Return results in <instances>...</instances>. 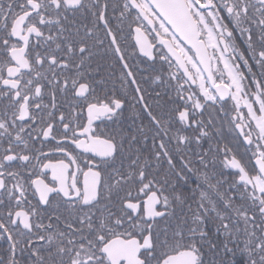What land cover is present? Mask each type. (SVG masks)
Segmentation results:
<instances>
[{
    "label": "snow or ice",
    "instance_id": "snow-or-ice-1",
    "mask_svg": "<svg viewBox=\"0 0 264 264\" xmlns=\"http://www.w3.org/2000/svg\"><path fill=\"white\" fill-rule=\"evenodd\" d=\"M0 264H264V0H0Z\"/></svg>",
    "mask_w": 264,
    "mask_h": 264
}]
</instances>
